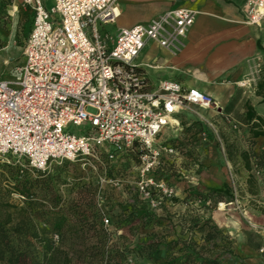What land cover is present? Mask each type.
Segmentation results:
<instances>
[{
  "label": "built area",
  "instance_id": "1",
  "mask_svg": "<svg viewBox=\"0 0 264 264\" xmlns=\"http://www.w3.org/2000/svg\"><path fill=\"white\" fill-rule=\"evenodd\" d=\"M47 1L53 3L48 10L46 0H20L33 20L22 46L23 64L12 72L15 80L0 79V161L10 158L34 171L78 164L103 186L114 182L106 177L107 165L137 150L139 196L151 209L171 201L174 188L155 174L162 159L176 151L157 146V138L164 129L179 127L181 113L206 110L220 116V106L210 95L173 81L149 88L134 61L148 42L175 54L196 12L171 9L112 37L101 27L115 22L119 0ZM257 11L249 10L246 23H256ZM259 73L235 86L250 90ZM85 123L91 127L86 135L65 131ZM231 193L218 204L220 212L229 207L244 223H255L234 187ZM250 230L264 237V224Z\"/></svg>",
  "mask_w": 264,
  "mask_h": 264
},
{
  "label": "rangeland",
  "instance_id": "2",
  "mask_svg": "<svg viewBox=\"0 0 264 264\" xmlns=\"http://www.w3.org/2000/svg\"><path fill=\"white\" fill-rule=\"evenodd\" d=\"M45 8L48 10L53 6L51 1L45 2ZM13 7L17 8L14 11ZM151 10L145 11H125L114 23L103 25L101 31L107 32L110 36H115L118 29L128 27V24L146 22L151 17ZM26 7H23L20 0H0V79L14 81L12 72L15 66L23 64L22 46L25 35L22 33V25L31 18V23L25 26V34L28 35L33 18ZM147 52L149 58H153L158 51ZM144 61H147L144 59ZM154 80V77H150ZM219 105V104H218ZM220 106V105H219ZM246 104L243 101L239 104H226L220 106V116L216 121L207 119L200 110L183 112L179 115L178 128H166L162 131L156 140V145L172 147L176 155L168 156L162 159L157 175L164 177L165 182L174 188L176 202L167 204L166 210L157 211V220L151 224L145 221L123 222L122 227L116 228L115 221L127 212L135 198L142 201L143 206L151 209L147 203L139 196L135 182L137 181V162L128 161L124 165V173L109 177L113 184L98 186L94 188L91 206L92 209H86V213L92 215L96 212L100 219L96 226L92 228L78 229L73 232L72 237L68 233L62 240V252L75 256L81 250L88 254L95 252L96 246L102 245L103 249L110 253V257L104 259L101 264H167L171 256L178 257L176 250L167 251L164 245L169 241H177L176 248L190 246L195 250H201L203 256L208 253L213 256L218 255V264H236L237 256L234 254V244L238 238L244 241L258 242L259 234L249 230L251 227L244 223L239 215L226 207L220 212L219 197L210 196L209 201H203V196L214 190H221L226 184L230 188L235 187L247 206L255 212L264 214V207L258 204L260 196L264 190V143L262 147L257 146L258 141L252 140V124L246 121ZM210 123L208 126L206 123ZM91 130L89 124L82 126L68 125L66 132L75 135H86ZM202 134L205 135L203 139ZM3 166L12 168L16 166L24 171L29 177L35 178L38 173L45 176L58 174L55 167L64 166L62 163L53 165L45 171H34L22 162L13 159L0 161V174L9 180V174L5 173ZM82 170V169H81ZM220 172L222 174V183L220 184ZM218 176L219 181L208 183L212 176ZM60 182L57 186L59 195L58 207L66 209L68 205L77 199L83 198L82 204L89 200V195L85 192L87 188H76V184H81L86 180L85 175L77 171L65 170L60 172ZM7 182L2 183L6 188ZM12 186L13 181L9 183ZM188 189H192V194L187 196ZM10 195L2 197V200L17 205L22 200L21 197L13 191ZM198 193V194H196ZM224 202L229 201L222 196ZM146 203V204H145ZM72 214L68 213L67 215ZM224 214L220 218V215ZM226 214L238 215L235 218H229ZM92 218L89 217V224ZM211 224H216L223 233L215 235L211 241H206L205 236L210 232V224H205L206 220ZM75 218L68 216V224H72ZM105 220L107 223H105ZM192 220H197L198 225L191 229ZM232 220L242 229L227 230ZM251 220H253L251 218ZM38 228H41L38 227ZM100 230L101 233H100ZM84 236V239H75V235ZM53 240L58 242V236L54 235ZM83 242V243H82ZM158 243L159 252L154 258L148 260L144 253V246L148 243ZM74 260V259H73ZM182 262V259L180 260Z\"/></svg>",
  "mask_w": 264,
  "mask_h": 264
},
{
  "label": "crops",
  "instance_id": "3",
  "mask_svg": "<svg viewBox=\"0 0 264 264\" xmlns=\"http://www.w3.org/2000/svg\"><path fill=\"white\" fill-rule=\"evenodd\" d=\"M175 8L195 11V20L182 40V46L175 54L159 48L154 43L145 44L134 63L146 78L149 88L153 89L160 81H173L183 88H195L210 95L222 107L226 104H239L242 101L243 104H249L256 116L263 120L259 129L251 128L252 134L254 130L263 133V136L257 138L252 136V140L258 141L257 146L262 147L264 143V0H119L117 19L125 11L151 10L149 20L140 23L142 19H138L135 24H128L127 28H130L134 25L146 24L158 15ZM251 8L254 11L258 10L253 15L256 23L252 24L245 21ZM261 9L263 13L260 12ZM151 48L158 51L152 59L146 52ZM255 70H259L260 73L250 90L235 86L236 82ZM151 76L154 80L150 79ZM200 111L207 119L216 122L219 119V116L211 111ZM253 122L255 120L249 123L253 124ZM222 179L220 172V184ZM207 181L217 182L219 178L215 175ZM235 189L240 203L245 205L250 217L256 224H264V214L248 207L247 202L238 196L237 188ZM258 204L261 205V196ZM222 216L224 214L220 215V218ZM225 216L231 219L238 217L237 214ZM238 229L242 228L231 220L226 231ZM260 237L261 249L264 248V237ZM233 249L237 256L236 264H264V252L260 253V249L246 244L243 238L237 239Z\"/></svg>",
  "mask_w": 264,
  "mask_h": 264
},
{
  "label": "trees",
  "instance_id": "4",
  "mask_svg": "<svg viewBox=\"0 0 264 264\" xmlns=\"http://www.w3.org/2000/svg\"><path fill=\"white\" fill-rule=\"evenodd\" d=\"M32 17V16H30ZM31 23V18H28L22 25V33L25 35V26ZM179 118V117H178ZM247 122L255 120L252 124L253 129H259L263 124V120L256 116L252 111L249 104H246V116ZM253 138L263 136V133L259 130H254L252 134ZM138 151L134 150L133 153L122 156L114 163L108 164V170L106 171V177H113L117 174L124 173V165L128 161L137 162ZM64 166L55 167L58 174L51 176H45L43 173H38L35 178L29 177L24 171L20 170L16 166L5 168V173L9 174V180L0 174V195L2 197L6 194L10 195L13 191L21 197L19 204L14 205L8 201L2 200L0 202V264H101L104 259L109 258L111 252H107L103 249L102 245H97L94 248L93 254H88L85 250H80L79 253L72 258L68 254L62 252L61 244L68 233L70 238L73 232L77 233L78 229L85 227L92 228L90 226H96L97 220L100 219L96 212H91L92 215L86 213V209H92L91 201L94 188L96 187V176L92 172H84L81 170L78 164L62 163ZM69 170L77 171L79 174H83L86 180H82L81 184H76V188H87L85 191L89 195V200L83 204V198L80 196L71 202L66 209L59 208V195L57 193V186L60 182V172ZM158 170L156 171V173ZM158 179H163L161 175L155 174ZM13 181L12 186L9 183ZM165 181V180H164ZM8 184L2 187V183ZM192 189H188L187 196L192 194ZM198 194V193H196ZM202 195L203 201H209L210 196L219 197L220 202H224L222 196L227 197L229 200L232 198L231 188L229 184H226L224 188L214 190L207 194ZM177 200L173 198L169 201V204L175 203ZM166 202L162 203L157 209H149L147 206H143L142 201L135 198V201L127 209V212L123 216L117 218L115 221V227H122L123 222L138 220L145 221L147 224H151L157 220V211L166 210ZM146 204V203H145ZM72 213L67 215L68 213ZM73 215L75 220L70 225L68 224V216ZM89 217L92 218L91 224H89ZM191 229H195L198 225L197 220L191 221ZM205 224H210V232L205 236L206 241H211L215 238V235L223 233V230L208 219ZM41 228H38L40 227ZM97 227V226H96ZM102 230H100L101 233ZM58 236V242L53 240V236ZM75 235V239H84V236ZM258 242L252 244V242L246 241V244L260 249L262 238L256 237ZM83 243V242H82ZM177 241H169L164 245V249L167 251L176 250L178 257L171 256L167 260V264H218V255L213 256L208 253L207 256H203L201 250H195L190 246L176 248ZM158 243H148L144 246V253L148 260L154 258L155 254L159 252ZM74 259V260H73ZM182 259V262L180 260Z\"/></svg>",
  "mask_w": 264,
  "mask_h": 264
},
{
  "label": "bare ground",
  "instance_id": "5",
  "mask_svg": "<svg viewBox=\"0 0 264 264\" xmlns=\"http://www.w3.org/2000/svg\"><path fill=\"white\" fill-rule=\"evenodd\" d=\"M260 12L263 13V9H261ZM248 225H249L250 227H253V226H260V225H258V224H256V223H248Z\"/></svg>",
  "mask_w": 264,
  "mask_h": 264
}]
</instances>
